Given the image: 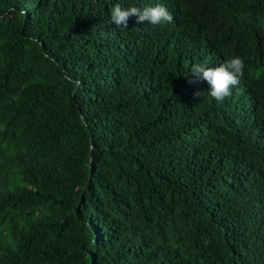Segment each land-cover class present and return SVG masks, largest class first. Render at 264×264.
<instances>
[{"label":"trees","instance_id":"obj_1","mask_svg":"<svg viewBox=\"0 0 264 264\" xmlns=\"http://www.w3.org/2000/svg\"><path fill=\"white\" fill-rule=\"evenodd\" d=\"M0 264H264V0H0Z\"/></svg>","mask_w":264,"mask_h":264},{"label":"clouds","instance_id":"obj_2","mask_svg":"<svg viewBox=\"0 0 264 264\" xmlns=\"http://www.w3.org/2000/svg\"><path fill=\"white\" fill-rule=\"evenodd\" d=\"M136 17L137 23L145 21L152 25H160L164 22H172L173 16L162 4L155 6L123 7L120 3L111 8V22L118 28L127 29L129 18ZM245 63L240 56H233L225 60L218 67H209L206 63H194L190 72L197 80H203L208 83L210 96L216 101H223L231 94V88L240 83L244 75ZM197 96L201 95L199 92Z\"/></svg>","mask_w":264,"mask_h":264}]
</instances>
